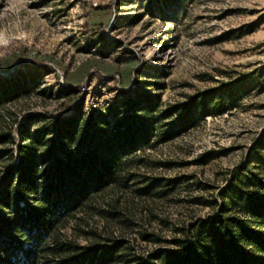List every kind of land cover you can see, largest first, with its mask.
<instances>
[{
	"label": "rangeland",
	"instance_id": "rangeland-1",
	"mask_svg": "<svg viewBox=\"0 0 264 264\" xmlns=\"http://www.w3.org/2000/svg\"><path fill=\"white\" fill-rule=\"evenodd\" d=\"M24 78L27 90L0 107V132L11 115L78 106L109 136L136 126L116 148L132 178L62 228L80 244L88 229L136 254L174 249L249 154L264 158V0H0V88ZM215 88L231 89L228 110H195L196 124L176 133L175 108ZM12 163L5 152L0 176Z\"/></svg>",
	"mask_w": 264,
	"mask_h": 264
},
{
	"label": "trees",
	"instance_id": "trees-1",
	"mask_svg": "<svg viewBox=\"0 0 264 264\" xmlns=\"http://www.w3.org/2000/svg\"><path fill=\"white\" fill-rule=\"evenodd\" d=\"M28 79L5 81L0 107L24 93ZM227 92L231 89L204 91L175 108L176 133L196 124L195 110L202 117L227 111ZM70 111L11 115L0 132V145L12 147L0 150V158L7 152L13 159L0 176V264H264V158L255 153L232 172L215 198L205 201L212 212L179 230L182 236L172 240L174 249L143 255L93 230L76 227L85 244L65 235L62 228L68 219H78L79 211L90 212L97 195L132 178L116 148L124 136L135 135L136 127L131 123L124 132L118 125L112 137L103 119L93 115L87 126L79 106ZM255 162L257 170L251 169Z\"/></svg>",
	"mask_w": 264,
	"mask_h": 264
}]
</instances>
